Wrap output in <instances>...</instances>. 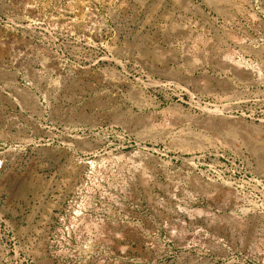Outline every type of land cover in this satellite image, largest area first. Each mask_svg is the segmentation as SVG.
Here are the masks:
<instances>
[{
	"label": "rangeland",
	"instance_id": "374dc122",
	"mask_svg": "<svg viewBox=\"0 0 264 264\" xmlns=\"http://www.w3.org/2000/svg\"><path fill=\"white\" fill-rule=\"evenodd\" d=\"M0 264H264V0H0Z\"/></svg>",
	"mask_w": 264,
	"mask_h": 264
}]
</instances>
